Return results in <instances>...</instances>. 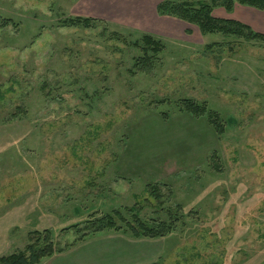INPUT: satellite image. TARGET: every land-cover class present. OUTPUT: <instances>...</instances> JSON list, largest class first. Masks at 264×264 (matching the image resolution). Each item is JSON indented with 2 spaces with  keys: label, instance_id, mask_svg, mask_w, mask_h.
Instances as JSON below:
<instances>
[{
  "label": "rangeland",
  "instance_id": "1",
  "mask_svg": "<svg viewBox=\"0 0 264 264\" xmlns=\"http://www.w3.org/2000/svg\"><path fill=\"white\" fill-rule=\"evenodd\" d=\"M165 1L212 4L0 0V258L48 232L59 251L36 264H66L82 241L131 236L118 220L82 228L114 210L133 223L136 205L148 226L176 218L138 243L154 255L141 264H264V42L202 34L158 13ZM232 1L211 15L264 34V9ZM76 17L90 26L64 23ZM145 54L151 67L135 68Z\"/></svg>",
  "mask_w": 264,
  "mask_h": 264
},
{
  "label": "trees",
  "instance_id": "2",
  "mask_svg": "<svg viewBox=\"0 0 264 264\" xmlns=\"http://www.w3.org/2000/svg\"><path fill=\"white\" fill-rule=\"evenodd\" d=\"M241 5H247L257 9H264V0H236ZM211 5L206 3H200L197 7H193L188 2H171L165 1L157 6V12L160 14H166L169 16L176 17L180 20L187 21L198 27L202 34L207 33H222L226 36H235L243 38L245 40H256L264 42V34L253 32L248 26L232 20L216 18L211 15L213 5H221L227 10H230L233 4L232 0H211ZM91 19L88 18H73L64 20V23L71 26L81 25L89 27ZM143 42L146 47H149L151 51L157 53L160 50V43L154 41L150 37L145 36ZM211 47V46H208ZM134 67L139 70H145L151 67V58L145 54L141 58H137L134 63ZM183 109L194 116H201L206 113L204 105L199 106L194 102L184 99L180 101ZM209 123L214 127L217 133L223 132L221 123L218 122V116L216 113L209 112ZM150 194L158 200L160 194L156 188L149 190ZM139 208L134 205L127 208L126 211L131 213L133 223L126 221L119 210H114L110 214H106L99 219H93L86 222L83 226V234L98 232L103 229H119L120 226L116 223V220L125 222L127 229L131 232V236L134 238H162L173 230L174 220L173 218L168 223L159 222L155 226H148L145 222L141 221L138 217ZM87 231V232H86ZM38 234V233H33ZM44 237L29 235L30 243L26 245L24 251L9 255L7 257L0 258V264H36L42 257L52 254L54 250L52 244L48 242L49 233L45 232ZM83 237V236H81ZM48 242V243H47ZM43 243V244H40Z\"/></svg>",
  "mask_w": 264,
  "mask_h": 264
},
{
  "label": "crops",
  "instance_id": "3",
  "mask_svg": "<svg viewBox=\"0 0 264 264\" xmlns=\"http://www.w3.org/2000/svg\"><path fill=\"white\" fill-rule=\"evenodd\" d=\"M108 235V236H107ZM104 237V238H103ZM98 240L96 244L98 247H93L94 245L91 244V249H83L85 245H87L85 241L80 242L76 245L75 255L71 257V254H67L64 257L66 258V264H139L140 259L146 260L149 258H154V255H151L149 258L143 250L138 248L140 243H150L151 241H156L155 239H147V238H134L130 235L125 234H106L103 235ZM106 242L103 249H99L102 244H98L99 241ZM139 243V244H138ZM131 246H134L132 249ZM78 249H83L87 252L80 251ZM63 255V254H60ZM63 257V259H64ZM91 258V259H90ZM98 258H103L99 260ZM149 261V260H148ZM147 261V262H148ZM125 262V263H124ZM146 262V261H143ZM62 263V262H60ZM141 264V263H140ZM148 264V263H147Z\"/></svg>",
  "mask_w": 264,
  "mask_h": 264
}]
</instances>
